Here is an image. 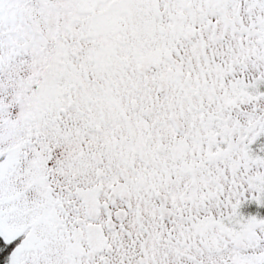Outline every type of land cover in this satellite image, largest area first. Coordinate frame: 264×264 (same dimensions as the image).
Instances as JSON below:
<instances>
[{"label":"snow or ice","instance_id":"6c2138e0","mask_svg":"<svg viewBox=\"0 0 264 264\" xmlns=\"http://www.w3.org/2000/svg\"><path fill=\"white\" fill-rule=\"evenodd\" d=\"M0 264H264V0H0Z\"/></svg>","mask_w":264,"mask_h":264}]
</instances>
